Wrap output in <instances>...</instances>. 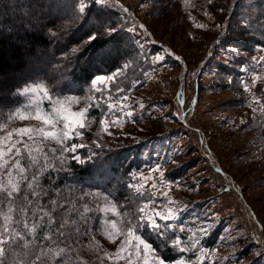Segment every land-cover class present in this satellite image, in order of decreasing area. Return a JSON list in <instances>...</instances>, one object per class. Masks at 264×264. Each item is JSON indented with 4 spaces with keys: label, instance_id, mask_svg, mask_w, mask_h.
<instances>
[{
    "label": "rangeland",
    "instance_id": "rangeland-1",
    "mask_svg": "<svg viewBox=\"0 0 264 264\" xmlns=\"http://www.w3.org/2000/svg\"><path fill=\"white\" fill-rule=\"evenodd\" d=\"M234 2L108 0L105 5L120 11L127 31L134 29L128 32L138 38L140 47L144 48L141 59L148 54V67L140 69L143 85L140 88H120L123 92L118 94L116 88L125 78L122 75L112 88L101 86L100 92L92 89L90 84L78 97L81 103L72 109L79 111L86 104L94 105L88 116L92 120L91 125L82 130L81 137L72 140L92 146L78 149L77 154L81 150L107 146L112 149L132 146L141 150L142 168L122 180H127L122 187L127 195V204L118 209L121 216L149 201H153L150 208L159 209L161 204H167L162 193L168 192L175 201L171 207L178 211L179 216L172 222L173 228L182 239L187 240L192 233L180 232V228L207 230L200 237L204 257L197 260L199 252L180 254L173 250L175 259L165 260L166 264H178L182 258L191 259L194 264H264V103L255 102L257 98L264 101V47L253 45L246 50L224 47L227 36L237 35L236 30L248 29L245 23L237 22L238 10ZM123 8L128 11L123 12ZM140 25L144 28L141 29ZM261 28L264 31V25ZM164 49L172 55H166ZM38 56L37 53L32 59L36 60ZM158 56H163V60ZM175 56L181 59L176 60ZM25 72L33 73V67H28ZM13 76H17L15 81L22 77ZM133 77L135 75L132 74ZM253 77H257L255 84L252 83ZM8 81L0 75V93ZM242 81L249 84L251 93L244 91ZM185 95L190 96V102L186 101ZM124 96H127L126 100L122 98ZM24 99L25 103L19 107L22 114H26L23 106L33 103L29 98ZM122 104L132 106L122 111H132L134 117L123 124L111 125V121L122 118ZM140 104L144 107L141 108ZM109 105L113 107L109 108ZM11 118L8 125L0 126V137L15 129L39 126L35 120L13 115ZM186 118L190 125L203 131L201 145L189 137L192 133L189 132L190 127L184 125ZM100 119L109 122L108 132L112 135L101 130ZM185 131H188V137ZM17 139L22 141L17 147L33 144L27 135L13 132L11 141ZM5 143L10 146V142ZM51 145L53 143H48L45 151L53 148ZM52 154L48 152V155ZM157 166L163 172V184L159 182L160 172H152ZM217 168L222 171L217 172ZM149 174L152 181L141 179ZM153 182L156 187H153ZM133 184L142 186V194L129 187ZM109 202L115 204L111 199ZM106 206L101 205L100 208ZM246 206L254 220L247 219ZM100 215L101 228L94 235L99 247L94 245V257L86 259L84 264H125L124 261L114 262L105 255L115 253L123 239L118 237L114 245L103 235L106 219L118 217L111 212H100ZM254 222L261 227L258 231L263 239L261 244L249 234ZM143 231L146 237H157L150 228ZM166 231L169 235L161 239L171 245L176 236L171 235L172 230Z\"/></svg>",
    "mask_w": 264,
    "mask_h": 264
},
{
    "label": "trees",
    "instance_id": "trees-1",
    "mask_svg": "<svg viewBox=\"0 0 264 264\" xmlns=\"http://www.w3.org/2000/svg\"><path fill=\"white\" fill-rule=\"evenodd\" d=\"M234 1L238 10L237 22L245 23L248 29L236 30L237 35L227 36L224 47L238 50H246L253 45L264 47V31L261 28L264 25V0ZM73 3L74 0H0V75L9 80L3 93H0V126L8 125L15 110L25 103L24 97L16 93L29 84L43 82L59 95L79 97L90 87L94 76L108 75L120 69V75L125 78L119 88H140L143 85L140 69L148 67V54L141 59L144 48L140 47L138 38L127 31L120 11L105 4H91L88 23L81 27V18L74 14ZM109 21H115L113 27L119 29L111 36L105 30ZM52 32L56 35L53 36ZM90 32H97V39L87 46L82 55L74 53L72 49H79ZM37 53L39 58L32 59ZM28 67H33V73L26 74ZM14 74L22 77L15 81L17 76L14 77ZM132 74L135 77L131 78ZM66 83H70L71 90L65 87ZM72 143L80 142L69 141L68 146ZM51 146L56 147L54 143ZM140 152L132 146L115 149L93 147L91 151L81 150L78 154L64 153L62 168L54 154L48 155L49 162L55 167L45 173L43 187L52 190L51 198L60 199L61 203H65L61 197L67 198L68 207L76 205L79 209V213L65 208L55 214V228L63 224L61 230L65 236L56 238L54 244L44 242L54 249H66L63 264H84L86 259L94 257V235L101 228L102 218L96 210L105 205V197L108 202L111 199L117 209L127 204L126 192L122 190L127 180H122L142 168ZM92 153L95 155L89 159ZM23 155L25 159L22 163L27 165V153ZM73 155H79L85 162L72 159ZM44 163L41 159V166ZM44 202L47 203L46 200ZM85 204L93 209L86 215L83 214ZM28 215L31 216V213ZM43 234L38 230L40 237ZM143 235L154 247H158V251L161 249L165 260L175 259L168 241L169 246L165 247L160 240L157 241V237H146L144 231ZM20 243L22 245L23 241ZM21 252L22 249L17 248L12 256L19 260ZM44 264L55 262L46 258Z\"/></svg>",
    "mask_w": 264,
    "mask_h": 264
},
{
    "label": "snow or ice",
    "instance_id": "snow-or-ice-1",
    "mask_svg": "<svg viewBox=\"0 0 264 264\" xmlns=\"http://www.w3.org/2000/svg\"><path fill=\"white\" fill-rule=\"evenodd\" d=\"M107 2L108 0H90V3L89 0H74L73 12L81 18V27L88 23V9L91 4L104 5ZM209 3H211V0H209ZM122 11L126 13L128 9L123 8ZM114 23L115 21L107 23L105 30L109 36L119 30L117 27H113ZM197 26L203 27V25ZM139 27L143 29L144 25ZM128 31L132 32L134 29H128ZM51 34L56 35L55 32ZM96 39L97 32L87 33L86 39L80 48H74L72 51L82 55L83 51L87 50V46ZM164 52L166 55H172L167 49H164ZM157 58L163 60L164 57L158 56ZM174 58L176 60L181 59L179 56ZM119 75L120 69L110 75H96L90 81L91 87L96 92L101 91V86L112 88L116 84ZM256 79L257 77H253V84H255ZM241 84L244 91L251 93L248 83L242 81ZM65 87L71 90L70 83H66ZM116 92L119 94L123 92V89L116 88ZM16 94L29 98L33 103L23 106V111L26 114H22V109L18 108L13 116H19L20 119L35 120L39 123V126L13 130L14 133L27 135L28 139L33 141V144H24L23 148L17 147L22 142L20 139L11 141L13 132L8 133L5 137H0V264H44L46 258L52 259L55 264H63L66 249H54L45 245L44 242L54 244L56 238L65 236V233L61 230L64 227L63 224L60 225V228H55V214L64 211L65 208H68L69 212L79 213V209L76 205L68 207L67 198L61 197L65 200V203H61L60 199L51 198L53 195L52 190L43 187L42 178L45 177V173L55 167L53 163L49 162L48 152L54 154L55 160L59 162L62 168L65 162L64 153L75 154L78 149L87 147L85 144L76 143L68 146V142L76 137H81L83 135L82 130L91 125L92 120L88 119V116L94 105L86 104L79 111H73V106L81 103L80 98L59 95L43 82L25 86ZM122 98L126 100L127 96ZM86 99L90 100L91 97ZM255 102L264 103L258 98ZM46 104L48 107H45ZM181 104H183L182 100ZM112 107V105H109V108ZM131 107L129 104H122V118L111 121V125L123 124L128 119L133 118L134 112L124 113L122 111L124 108ZM140 107L143 108L144 105L140 104ZM249 107L251 108V105ZM174 115L178 116V114ZM99 123L101 130L108 132L109 122L100 119ZM108 134L112 135L111 132H108ZM37 137L39 139H36ZM5 142H10V146H7ZM48 143H54L56 147L45 151ZM93 143L96 142L93 141ZM99 146L97 144V147ZM5 147H7L6 151ZM23 153H27V165L22 163L25 159ZM56 153H59V155H55ZM92 155H95V153H92L89 159ZM41 159L45 161L43 166L40 164ZM72 159L79 163L85 162L79 155H73ZM216 171L221 172L222 170L217 168ZM152 172H160L159 182L163 184V172L160 167L157 166L152 169ZM132 178L135 179L136 177L133 175ZM141 179L147 182L152 181L153 177L149 174L147 177L142 176ZM129 187L135 188L137 193L142 194V186L133 184ZM153 187H156L155 182H153ZM155 195L153 193V196ZM162 195L167 198V204H161L159 209L150 208L149 204H152L153 201H149L148 204L140 206L131 213H123V216H121L117 206L108 202L105 197V204L108 206L98 208L96 211L105 214L111 212L118 219H106V230L103 235L114 245L117 243L118 237H123L117 245L115 253H105L110 260H114V262L124 261L125 264H166L165 259L158 251V247H154L141 231L149 228L165 247L169 245L161 237L169 235L166 230H172L171 235L176 236V239L172 240L170 245L173 250L180 254L188 252L196 254L199 252L200 255L196 257L197 260L205 256L204 249L200 244V237L206 234L207 230L180 228V232L192 233L187 240L182 239L175 232L172 223L179 219L178 211L171 207L175 201L172 200L168 192H164ZM45 200L47 203L44 202ZM92 211L93 209L89 208L87 204L83 206L84 215ZM29 212L31 216L28 215ZM126 217H131V219H125ZM45 229L47 230L45 231ZM38 230L44 233L42 237L38 235ZM29 237L31 239H27ZM21 241H23L22 245ZM95 244L99 247L98 241ZM17 248L22 249L19 260L12 256ZM37 249L39 250L37 251ZM178 264H194V262L191 259L182 258L178 261Z\"/></svg>",
    "mask_w": 264,
    "mask_h": 264
},
{
    "label": "built area",
    "instance_id": "built-area-1",
    "mask_svg": "<svg viewBox=\"0 0 264 264\" xmlns=\"http://www.w3.org/2000/svg\"><path fill=\"white\" fill-rule=\"evenodd\" d=\"M185 99H186V101L187 102H190V96H188V95H185ZM193 112V111H192ZM187 119V118H186ZM184 125H188L189 127H190V130L191 131H189L190 133H192L191 135H189V137H191V139L192 140H195L196 142L198 141V144H202V138H203V131L199 128V127H195V126H192V125H190L189 124V120L187 119V121L186 120H184ZM182 130L184 131V129L182 128ZM188 131H185V135L188 137ZM224 184H226V185H228L226 182H224ZM239 197V196H238ZM239 199V201H240V204H242V202H243V200L241 199V197L240 198H238ZM242 201H241V200ZM246 212V211H245ZM247 213V212H246ZM249 215V214H248ZM249 217L251 218V216L249 215ZM248 216H247V219L249 218ZM252 219V218H251ZM252 220H254V218L252 219ZM259 230H261V227H260V225L257 223V222H254V224H253V227H251V229H250V235H252L253 236V240L256 242V243H260V242H263V239H262V237L260 236V233L258 232ZM255 235H254V234ZM257 233H259L258 234V237L256 236L257 235ZM261 244V243H260Z\"/></svg>",
    "mask_w": 264,
    "mask_h": 264
},
{
    "label": "bare ground",
    "instance_id": "bare-ground-1",
    "mask_svg": "<svg viewBox=\"0 0 264 264\" xmlns=\"http://www.w3.org/2000/svg\"><path fill=\"white\" fill-rule=\"evenodd\" d=\"M241 200V199H240ZM242 201V200H241ZM244 211H246L250 216H251V218L253 219V218H255L254 217V215L252 214V212L250 211V209H249V212H248V207L246 206V207H244ZM250 218V217H249ZM250 218V219H251Z\"/></svg>",
    "mask_w": 264,
    "mask_h": 264
}]
</instances>
